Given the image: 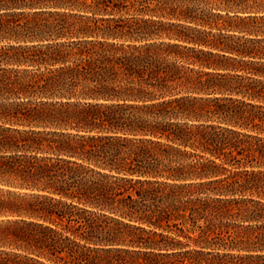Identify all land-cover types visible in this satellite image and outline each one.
Wrapping results in <instances>:
<instances>
[{
  "label": "trees",
  "instance_id": "trees-1",
  "mask_svg": "<svg viewBox=\"0 0 264 264\" xmlns=\"http://www.w3.org/2000/svg\"><path fill=\"white\" fill-rule=\"evenodd\" d=\"M262 10L0 0V264H264Z\"/></svg>",
  "mask_w": 264,
  "mask_h": 264
},
{
  "label": "rangeland",
  "instance_id": "rangeland-1",
  "mask_svg": "<svg viewBox=\"0 0 264 264\" xmlns=\"http://www.w3.org/2000/svg\"><path fill=\"white\" fill-rule=\"evenodd\" d=\"M221 12L224 14L225 11L221 10ZM260 13H264V10H262Z\"/></svg>",
  "mask_w": 264,
  "mask_h": 264
}]
</instances>
